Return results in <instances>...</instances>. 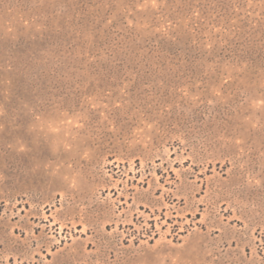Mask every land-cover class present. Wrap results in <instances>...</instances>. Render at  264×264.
<instances>
[{"label":"rangeland","instance_id":"1","mask_svg":"<svg viewBox=\"0 0 264 264\" xmlns=\"http://www.w3.org/2000/svg\"><path fill=\"white\" fill-rule=\"evenodd\" d=\"M0 264H264V0H0Z\"/></svg>","mask_w":264,"mask_h":264}]
</instances>
